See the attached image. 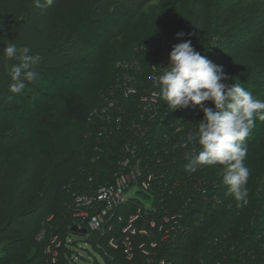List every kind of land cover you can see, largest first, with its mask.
I'll return each instance as SVG.
<instances>
[{"label": "trees", "instance_id": "16d2710c", "mask_svg": "<svg viewBox=\"0 0 264 264\" xmlns=\"http://www.w3.org/2000/svg\"><path fill=\"white\" fill-rule=\"evenodd\" d=\"M16 2L19 7L23 4L21 0ZM178 14L175 19L169 20L176 27L165 25L162 30L149 32L152 41L143 43L136 51L128 48L126 58L121 57L119 63L116 59L113 61L109 74L110 87L101 94L103 98L96 96L90 104L80 94L63 97L65 124L74 126L63 141L66 148L63 155L60 156L54 139V135L63 129L62 121L53 114L51 119L47 115L39 117L37 125L45 128L34 129L30 145L33 153L53 159L52 175L47 180L44 176L29 178L30 185L22 181L20 186H23L15 193H19L15 196L16 201L0 199V264H61L57 259L60 248H55L57 243L62 248L66 246L67 240L62 241L61 236H78L70 231L72 226H80L87 231V235L94 234L87 230L85 224L71 217V209L76 208L75 198L95 196L100 188L109 185L105 180L108 181L114 174L109 182L113 183L116 166L124 152L136 163L139 173V182L133 185L137 189L135 194L150 204L138 209L136 227L132 228L134 234L127 230L126 236L119 232L115 238L110 237V241L120 236L127 240L115 241L122 256L106 260L104 264H264V176L262 180L253 173L254 178L251 181L248 179V204L240 207L223 183L225 166H200L187 170L185 165L200 151L198 141L188 142V136L196 132L203 112L197 106L172 111L158 95L159 85L154 82L153 74L164 71L162 67L168 65L172 47L185 41L184 37L176 38V33H184L185 26L188 27V23L182 21L185 13ZM14 15V12L11 13L16 21ZM149 17L154 18L151 14ZM257 19L245 13L238 22L228 27V36L243 38L256 35L260 27ZM189 29L194 30L193 27ZM49 37L50 34L45 39V47L56 50L64 46L59 38ZM28 47L38 50L29 44ZM200 53L212 60L208 52L203 50ZM45 55L42 53L39 56L44 59ZM13 61L8 64H15ZM50 64L46 68L50 69L46 71L49 76L59 74L71 83L84 80V73H87L70 72L58 69L55 64L50 67ZM5 65L1 56L0 96L4 95L11 81ZM146 67L150 69L145 71ZM224 74L226 79L223 82L229 87L236 82L242 83L254 95L264 92V83L257 78L260 74L258 69L225 71ZM123 77L126 78L122 80ZM129 88H133L135 93L124 97V91ZM109 104L112 105L107 108ZM207 106L214 107L212 103ZM94 111L100 114V118H93ZM17 117L26 119L22 113H18ZM87 127H90L91 135L80 141L83 143L80 146L82 153L76 158L67 137ZM96 128L104 132H98L103 136H99V143L92 144ZM263 128L264 121L256 119L246 141L248 151L258 145ZM3 130L4 122L0 120V176L5 173L8 163L2 146ZM186 142L188 146L183 147ZM86 149H92V153H87ZM18 153L15 167L21 166L25 156H29L22 150ZM71 161L72 167H66ZM142 182L147 184L145 189L140 185ZM15 186L17 188L18 185ZM71 194L74 195L71 197ZM138 197L126 198L112 211V220L107 221L111 229L115 230L119 224L117 217L121 216L117 211L133 201L138 202ZM134 214H130L129 218ZM50 217L48 223L42 224ZM124 227L127 228V225ZM32 249H35L34 254H30ZM61 255L65 257L63 252ZM129 256L132 257L127 262Z\"/></svg>", "mask_w": 264, "mask_h": 264}, {"label": "rangeland", "instance_id": "374dc122", "mask_svg": "<svg viewBox=\"0 0 264 264\" xmlns=\"http://www.w3.org/2000/svg\"><path fill=\"white\" fill-rule=\"evenodd\" d=\"M21 1L23 4L19 7L16 0H0V57L2 56L3 64L9 63L2 53V48L9 42L15 43L17 46L20 44L32 45L34 48H38L35 50L30 47L32 54L41 55L44 53L46 55L44 59L42 56L38 63L41 66L37 65L38 68L36 67V72L39 75L35 81L28 83L20 94L11 93L8 86L4 95L0 96V120L4 122L3 136H5L2 146L5 159L8 161L5 166V173L0 176V199H5L8 202L14 199L16 201L17 197L15 198V196L19 193H15L20 191V187L23 186H20L22 181L26 185H30L29 178L36 179L39 176H44L47 180L52 175L53 159H47L33 153L34 149L30 145L34 129L45 128L37 125L39 117L47 115L51 119L53 114L62 121L63 129L54 135V139L60 156L63 155L66 151L63 141L66 140V134L74 127L71 123L65 124L63 97L80 94L90 104L96 96L102 97L103 91L108 86L110 87L108 85L110 83L109 74L113 61L116 59L119 63L121 57L126 58L129 54L128 48L136 51L140 49L139 47L143 43L148 40L152 41L149 32H157L165 25L176 27L171 25L172 22L169 20L175 19L180 12L181 14L185 13L182 16V21H186L189 28H194L192 31L185 26L186 31L183 36L185 40H191L194 49L198 52L204 50L211 54L212 62L222 66L223 72L258 69L260 74L257 78L264 83V0H51L50 4L48 0H40L39 7L36 6L34 0ZM13 12L15 13L14 16L17 17L16 21L11 16ZM245 13L250 14L253 18H258L260 27L257 34L243 38L228 36V27L238 22ZM150 14L154 16L153 19H150ZM195 32L200 36L197 37ZM49 34V38L51 36L52 38H59L64 46L56 50H50L49 46L45 47V39ZM209 42L212 44L209 45ZM147 46L149 47L150 44ZM152 48H154V43ZM47 53L49 54L47 55ZM48 64L50 67L55 64L58 69L70 72L87 73H84V80L80 79L71 83L60 77L59 74L49 76L46 72L50 70L46 69ZM149 69L146 67L145 71ZM125 78L123 77L122 80ZM118 90L121 92L122 88L119 87ZM254 96L264 99V92ZM204 103L207 105L211 102ZM109 107L108 105L107 108ZM18 113L24 114L26 119H18ZM99 115L97 111H94L93 118H98ZM92 125L94 124L92 123ZM88 132L89 134H87ZM98 132L102 134L104 131L96 128V135L94 132L95 137L92 144L99 143L101 139L99 136H103ZM86 135H91L90 127L85 130H78L72 134V137H67L70 146L76 153V158H79L80 153H82L80 146H83V143L80 141L84 140ZM21 150L28 153L29 156H25L21 166L15 167L18 152ZM91 150L86 149L85 151L92 153ZM126 151L131 152L130 149ZM119 159L120 161L116 166V178L123 176L129 180L127 187L130 188L129 190L126 189L125 197H138L135 194L137 189L133 187L140 179L139 173L136 171V163L132 162L125 155V152ZM71 164L72 161L66 167L71 168ZM245 165L250 169V181L254 176L253 173L263 180L264 128L259 137L258 145L248 151ZM62 170L63 168L59 169V172ZM117 173L119 174L117 175ZM112 178H114V174L108 181L105 180V183L109 185L103 187L116 186L117 180L120 179L115 178L110 184ZM16 184L18 185L17 188ZM140 185L142 188L147 187L145 182ZM73 195L71 194V197ZM138 198V202L133 201L123 210L117 209L119 210L117 213L121 217H117L119 224L118 226L114 225L115 230L111 229L107 223V221L112 220L113 213L111 211L103 217V227L94 231V234L87 235L86 231L80 236L79 233H75L78 236L73 234L61 236L62 241L65 239L67 241L63 248L60 243H57L55 248H60L57 252L59 256L57 259L62 263L64 262L63 264L66 262L69 264H104L106 260H111L116 256L121 257L115 241L118 242L121 239L126 242L127 238L122 239L124 237L120 236V238L114 239L115 235L121 232V234L124 233L123 236H126L127 230H131V234H134L133 229L136 227L138 209L140 206L150 204L143 197ZM74 202L76 201L74 200ZM99 207L103 208L101 205L98 206V209ZM75 209H71L70 215L73 218L75 217ZM134 212L132 218H129V215ZM50 219L51 217L44 220L42 224L48 223ZM78 221L80 222L79 218ZM142 222H146V220ZM106 225L108 227H105ZM124 225H127V228ZM111 236L114 237L112 239L115 241L110 242ZM40 238L41 235H39L38 240ZM34 252L35 249H32L30 254H34ZM62 252L65 254L64 258L61 255ZM131 257H128L127 262ZM121 264L125 263L121 262Z\"/></svg>", "mask_w": 264, "mask_h": 264}, {"label": "clouds", "instance_id": "9594fccd", "mask_svg": "<svg viewBox=\"0 0 264 264\" xmlns=\"http://www.w3.org/2000/svg\"><path fill=\"white\" fill-rule=\"evenodd\" d=\"M34 2L40 6V0ZM184 35L178 32L176 38ZM2 53L8 61H19L5 68L12 80L10 92L20 94L27 83L38 78L39 74L33 69L41 57L33 55L30 47L12 42L2 48ZM162 68L164 71L153 74V80L159 85L158 95L167 106L172 111L197 106L203 112L196 132L188 136V142L198 141L200 151L185 168L191 171L200 166H225L223 183L228 193L238 206H246L249 196L246 185L250 176V169L245 165L246 141L256 119L264 121V99L254 96L242 83L227 86L223 82L226 79L223 67L197 52L190 39L172 47L168 65ZM207 101L214 107L207 106L204 103ZM182 146L187 147L188 143Z\"/></svg>", "mask_w": 264, "mask_h": 264}, {"label": "built area", "instance_id": "2783aa9c", "mask_svg": "<svg viewBox=\"0 0 264 264\" xmlns=\"http://www.w3.org/2000/svg\"><path fill=\"white\" fill-rule=\"evenodd\" d=\"M134 93L135 91L133 89H126L124 91V97ZM111 102L113 103L114 100ZM111 105L112 104H109V106ZM119 179L120 180H117L116 186L100 188L93 197H78L75 199L76 209L74 210V218L77 220L79 218L80 223L85 224L87 230L90 232H94L99 230V228H102L104 224L103 217L105 214L107 212L113 211L114 208L122 205L125 202L126 189L129 190L130 188L127 187L129 186V180L123 176ZM100 205L103 206L104 209L102 207H99L98 209V206ZM77 227L80 228V226ZM110 242H112V240ZM54 263L55 262H52V264Z\"/></svg>", "mask_w": 264, "mask_h": 264}, {"label": "water", "instance_id": "95a60500", "mask_svg": "<svg viewBox=\"0 0 264 264\" xmlns=\"http://www.w3.org/2000/svg\"><path fill=\"white\" fill-rule=\"evenodd\" d=\"M70 231L73 233H79V234H85L86 233L85 229L78 228L77 226H72Z\"/></svg>", "mask_w": 264, "mask_h": 264}]
</instances>
